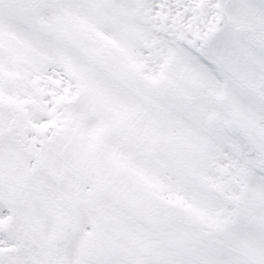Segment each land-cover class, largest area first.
Masks as SVG:
<instances>
[{
	"label": "snow or ice",
	"instance_id": "1",
	"mask_svg": "<svg viewBox=\"0 0 264 264\" xmlns=\"http://www.w3.org/2000/svg\"><path fill=\"white\" fill-rule=\"evenodd\" d=\"M0 264H264V0H0Z\"/></svg>",
	"mask_w": 264,
	"mask_h": 264
}]
</instances>
